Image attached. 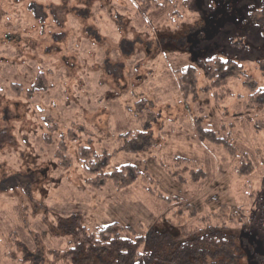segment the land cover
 Here are the masks:
<instances>
[{
    "label": "rangeland",
    "instance_id": "rangeland-1",
    "mask_svg": "<svg viewBox=\"0 0 264 264\" xmlns=\"http://www.w3.org/2000/svg\"><path fill=\"white\" fill-rule=\"evenodd\" d=\"M167 1L136 14L128 0H0V264H71L52 232L71 215L137 234L225 225L248 240L237 264H264V9L251 22L248 8ZM214 56L223 86L206 74ZM197 123L232 149L199 141ZM80 146L104 173L129 163L150 180L87 182Z\"/></svg>",
    "mask_w": 264,
    "mask_h": 264
},
{
    "label": "trees",
    "instance_id": "trees-1",
    "mask_svg": "<svg viewBox=\"0 0 264 264\" xmlns=\"http://www.w3.org/2000/svg\"><path fill=\"white\" fill-rule=\"evenodd\" d=\"M211 1L208 9L223 8L226 12L229 7L238 8L240 10L237 11L241 12L239 17H244L245 13L242 10L248 8L247 17L251 22H253L251 18L257 10L254 6L258 7L256 1L259 2L260 9H264V0ZM130 2L135 4L136 14H145L152 7L154 9L160 8L168 1L128 0L127 4ZM215 2L218 4L215 5ZM211 4L213 5L211 6ZM229 15L237 16L235 12H230ZM249 21L242 20L241 23L248 25ZM260 22L264 26L263 17ZM204 66L212 85L223 86L226 83L225 71L228 69V62L221 61L218 56H214L206 60ZM188 68L186 72L193 75V68ZM194 76L191 79L192 84H195ZM15 86L17 87L16 84H11L13 89ZM32 86L34 87V84ZM18 90L20 91L21 88ZM33 90L32 87L28 89L26 91L27 96ZM194 128L199 141H207L215 145H221L223 142L222 147L232 149V143H230L228 136L215 132L212 128L203 127L199 123L195 124ZM130 134L126 133L123 137L132 136ZM89 151L90 148L85 146H80L78 149L79 159L84 163L85 173L89 175L90 172L100 166L98 168L99 173L94 178L89 179L85 175L84 179L87 182L98 184L100 180L105 181L110 178L116 186L127 187L136 182L135 180L138 178L146 182L150 180L146 174L139 172L136 166L129 163L104 173L101 171V167L106 164V161L100 162L97 155H93V159H88L90 157ZM174 160L178 161L176 158ZM179 160L183 163L187 159L180 157ZM242 166H245V163ZM238 168L241 170L240 166ZM194 171L192 173L196 175L204 174L200 169ZM260 213L263 215L258 219L264 220V210H260ZM80 220V216L71 215L58 219L57 229L52 226V232L54 229L56 234H62V236L65 235L69 238L66 250L60 256L54 253V257H59L71 264H83L93 258L101 260L97 264H237L245 252L244 250L249 247L246 244L248 241L246 238L239 233L227 231L225 225L206 226L203 230L195 228L189 233L178 232V234L151 227L147 228L145 232L137 234L133 229L118 222L100 225L91 230L82 225ZM260 261L264 263L263 260Z\"/></svg>",
    "mask_w": 264,
    "mask_h": 264
}]
</instances>
